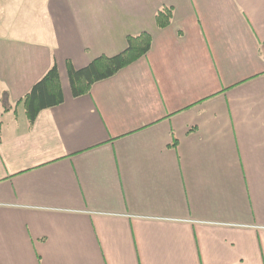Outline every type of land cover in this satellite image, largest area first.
<instances>
[{"label": "crops", "instance_id": "1", "mask_svg": "<svg viewBox=\"0 0 264 264\" xmlns=\"http://www.w3.org/2000/svg\"><path fill=\"white\" fill-rule=\"evenodd\" d=\"M11 5L0 264H264V0ZM143 33L144 57L72 96L68 64ZM53 65L63 102L31 123L22 100Z\"/></svg>", "mask_w": 264, "mask_h": 264}, {"label": "trees", "instance_id": "2", "mask_svg": "<svg viewBox=\"0 0 264 264\" xmlns=\"http://www.w3.org/2000/svg\"><path fill=\"white\" fill-rule=\"evenodd\" d=\"M170 17V9L158 11L155 15L157 26L165 27ZM126 43V49L122 52L112 57L100 56L80 70H75L68 64L67 75L72 96L88 94L94 83L114 76L121 69L144 57L150 49L151 39L149 35L143 33L127 37ZM62 102V91L54 65L33 85L22 100L25 114L31 123L40 111L60 105Z\"/></svg>", "mask_w": 264, "mask_h": 264}, {"label": "rangeland", "instance_id": "3", "mask_svg": "<svg viewBox=\"0 0 264 264\" xmlns=\"http://www.w3.org/2000/svg\"><path fill=\"white\" fill-rule=\"evenodd\" d=\"M12 0H0V30L12 28L10 26L11 17L9 18L12 10Z\"/></svg>", "mask_w": 264, "mask_h": 264}]
</instances>
